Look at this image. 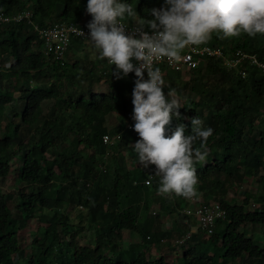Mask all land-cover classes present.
I'll return each mask as SVG.
<instances>
[{
    "label": "trees",
    "instance_id": "trees-1",
    "mask_svg": "<svg viewBox=\"0 0 264 264\" xmlns=\"http://www.w3.org/2000/svg\"><path fill=\"white\" fill-rule=\"evenodd\" d=\"M131 2L139 16L150 19L147 9L159 7L163 0ZM86 3L0 0V11L31 10L32 20L43 27L58 21L89 22ZM206 43L221 45L225 53L242 48L264 59V33L242 32L234 37L213 33ZM90 45L91 41L73 38L67 55L72 50L89 52ZM92 57L87 63L70 57L61 64L45 52L43 38L28 21L0 23V63H11L0 69V180L11 175L14 158L22 161L14 173L20 183L15 207L10 206L14 195L0 189V264H171L163 255L149 254L150 245L169 243L191 228L181 224L186 219L183 215L174 223L179 233L173 235L147 210L159 177L146 186L150 166L144 169L137 155L129 160V143L138 139L134 128L115 145L104 144V134L119 132L131 119L136 77L129 73L117 79L105 58L99 76L107 89L96 92L90 78L97 72ZM189 71V80L184 81L182 72H165V92H174L185 104L179 109L184 119L173 118L165 126L166 135L180 122L189 125L190 131L194 116L214 129L206 143V160L194 164L197 193L206 202L218 201L226 214L207 239L197 240L204 236L200 229L203 235L193 233L182 264H264V247L242 230L246 224L264 226V74L249 66L248 76L242 78L217 58H207ZM39 76L49 77L48 82L39 83ZM46 100H53L47 111ZM6 115L10 119L4 126ZM113 115L119 122L112 127ZM194 147H200L199 141ZM248 178L258 184V191H244L242 200L230 196ZM252 198L260 204L254 210L248 206ZM182 199L175 196L169 206L182 209L187 204ZM68 205L85 207L80 222L73 224ZM162 208L167 209L164 203ZM147 211L150 216L144 217ZM36 216L43 225L23 247L20 231ZM85 230H91V238L81 244ZM130 230L139 233L141 242L123 245L124 232Z\"/></svg>",
    "mask_w": 264,
    "mask_h": 264
},
{
    "label": "clouds",
    "instance_id": "clouds-1",
    "mask_svg": "<svg viewBox=\"0 0 264 264\" xmlns=\"http://www.w3.org/2000/svg\"><path fill=\"white\" fill-rule=\"evenodd\" d=\"M85 10L91 15L89 33L85 36L79 29L77 34L91 41L95 54L107 59L117 79L135 74L132 119L139 139L132 149L137 162L144 169L155 166L149 176L159 177V194L194 197L198 180L194 164L206 160V143L214 129L194 116L190 131L180 122L166 135L165 126L173 118L184 119L179 109L185 104L174 92H165L168 85L156 65L164 59L181 61L187 46L206 43L213 33L222 37L264 33V0H163L159 7L147 9L150 19L139 16L131 0H87ZM197 141L199 148L194 147ZM175 239L169 242L174 249Z\"/></svg>",
    "mask_w": 264,
    "mask_h": 264
},
{
    "label": "built area",
    "instance_id": "built-area-1",
    "mask_svg": "<svg viewBox=\"0 0 264 264\" xmlns=\"http://www.w3.org/2000/svg\"><path fill=\"white\" fill-rule=\"evenodd\" d=\"M32 15L33 13L31 10H24L16 14H8L4 11H0V23L28 21V23L33 26L34 30L43 38L45 52L47 54H52V56L61 64H64L66 61V54L73 38L90 41L85 37L89 33V29L87 28L88 21L85 19L70 23L67 21H58L42 27L32 20ZM79 29L83 31L85 36L77 34ZM145 30L147 29L145 28ZM65 40L67 42H65ZM181 54L183 59L179 62H170L168 59L158 62L156 66L160 67L163 76L167 69L179 72L195 69L207 58H217L222 60L223 64L228 69L237 71L242 78L248 76L249 66L256 67L262 74H264V59H261L255 53L247 52L243 49H237L232 53H225L221 45L203 43L199 45H189ZM8 63L10 62L0 63V69ZM163 67H165V69ZM145 77L147 78L146 72ZM133 124L134 120L131 116V119L125 123V126L119 132L114 134L106 133L103 135L104 144L109 147L115 145L121 140L124 133L133 130ZM108 154L109 152L107 151L105 158H107ZM101 168H104V165H102ZM154 171L155 166L150 165V173L154 174ZM156 178L158 177L155 175L149 176L148 174L144 180V184L146 186H152L153 180ZM89 184L90 183H88V185ZM164 195H167L172 199H175V196H179L187 201L186 206L181 210L182 214L186 216V222H189V219L193 218L197 222V227L208 236L214 232L217 220L225 218L226 211L218 201L211 200L206 202L197 192L192 198H185L184 196L176 195L175 193ZM259 206L260 204L255 201H252L249 204L251 210L257 209ZM80 207L82 206L80 205ZM193 233V229L188 230L183 236L176 238L173 241V244L177 246L184 245L192 238Z\"/></svg>",
    "mask_w": 264,
    "mask_h": 264
},
{
    "label": "rangeland",
    "instance_id": "rangeland-1",
    "mask_svg": "<svg viewBox=\"0 0 264 264\" xmlns=\"http://www.w3.org/2000/svg\"><path fill=\"white\" fill-rule=\"evenodd\" d=\"M87 16V12H85V17ZM89 52L88 50L86 49V51H84L83 53L79 52L78 53H74V51L72 50L71 52L68 53L66 59L67 60H70V57L72 58L71 61H74L75 59H79L81 60L82 58H84V62L90 60L88 59V57H92L96 60V69H97V72H94L90 75V78L93 82V88H94V91L96 92H105L106 91V82L99 76V71L101 70V62H103V60H101L100 58H98V56L95 54V52L93 51L92 49V45L89 46ZM96 56V57H95ZM99 62V63H98ZM87 63V62H86ZM181 79L182 81L184 80H189V77H190V71H183L181 73ZM164 79L165 81L167 82L168 81V77L167 76H164ZM49 80V77H44V76H39L38 78V81L39 83L43 84V83H46L48 82ZM178 84L180 83L179 81L177 82ZM19 93H16L15 96H18ZM180 97V96H179ZM19 102H23V101H19ZM53 100H46L44 101L43 103V107L45 109V111H47V109L49 108V106L52 104ZM182 102H183V99H182ZM112 116V115H111ZM115 115H113V120L111 121L110 120V126H114L117 124V122H119V117H114ZM10 119V116L9 115H6L5 116V119L3 120V125L5 126L7 123H8V120ZM113 122V123H112ZM132 132V131H130ZM139 139V136L137 137ZM132 145L133 143H129V146H128V150L126 152V154H128L129 156V160L131 161L132 159V156H136L137 154L133 151L132 149ZM89 155L90 157L93 158V156L95 155L94 152H93V149H89ZM22 161L21 159H19V157H16L13 159L12 161V168H13V171L11 173V175L7 178H5L4 180H0V189L2 191H4L5 193H11L14 195L15 199H13L11 202H10V206L13 208L15 207V205L17 204L18 202V198H17V189L19 188V182L17 180V178L15 177V169L21 165ZM134 164V163H133ZM132 164V165H133ZM134 166H136L134 164ZM249 180H247V182H245L240 188H237L236 190L235 189H232L231 191V194L230 196H233V195H236L237 199L238 200H242L244 198V195H243V192L244 191H248L250 193H253L255 194L258 189H257V186L258 184L257 183H254L252 181V178H248ZM198 184V182H197ZM197 184H196V192H198L197 190ZM201 196V195H200ZM148 201H149V208L147 210H149V213L150 215L152 214H155L153 215L154 217H157L158 219V222L161 224L162 228H168L166 230H171L173 231V235H177L179 232H177V230L175 229V222H177L180 218V215L183 217L182 215V212H179L177 211V209L175 207H171L169 205L172 204V199L169 198V196L167 195H162V194H159L158 192H155L154 194H151L150 198H148ZM170 201V204H168V202ZM254 201V199L252 198L250 200V202ZM162 203H164L167 207V209H163L162 208ZM174 206V204H173ZM176 206V205H175ZM169 207H171L172 209H170ZM176 210H175V209ZM68 212L70 213V217H71V220L74 223H78L80 222V215L85 213L86 209L85 207H80V205H68V208H67ZM156 212V213H154ZM148 213V211L146 212V214L144 215V217L147 216H150ZM159 216H158V215ZM176 220V221H175ZM182 221V225L183 227L186 225V227L188 226H191V228L195 229L196 231H194V233L197 231L199 232V229L197 228V222L192 218V219H189V222H185L183 220ZM43 225V223H41L39 221V218L38 216L30 219L26 225L24 226L23 229H21L20 231V240H21V245L24 247V246H27L30 241L32 240V237L34 236V234L37 232V230L39 228H41V226ZM72 229V228H71ZM242 230L247 234L248 237H251L253 238V240L261 245L262 247H264V226L262 225H253V224H246L245 226L242 227ZM175 232V233H174ZM201 233V232H199ZM201 235H203L201 233ZM124 240H123V245H128L130 244V242H141V236L139 235V233L135 232V231H125L124 232ZM80 237L82 238L81 239V244H87V242H89L88 240L91 238V230H85L82 235H80ZM208 236H198L197 237V240H199L200 238L201 239H207ZM175 238V237H174ZM68 239V236L66 237V240ZM166 240V239H165ZM192 241H189L187 242L186 244L184 245H179L176 249H170L168 251V255H165L164 258L167 262L171 263V264H182V255H183V252H184V249L186 247H188L189 244H191ZM172 243V242H171ZM165 244V243H164ZM168 244V243H166ZM204 244L206 245V242H204ZM129 246V245H128ZM156 245H154V248H155ZM160 245L156 246L159 248ZM161 248V247H160ZM204 248V247H203ZM158 252V250L154 249L153 251H151V253L149 252V254L152 255V252ZM160 253V251H159ZM156 254V253H155ZM160 256V254H159ZM28 258V254L26 255L25 257V260ZM218 259V257H217ZM237 262V261H236ZM242 262V261H241ZM228 264H234L232 261Z\"/></svg>",
    "mask_w": 264,
    "mask_h": 264
},
{
    "label": "crops",
    "instance_id": "crops-1",
    "mask_svg": "<svg viewBox=\"0 0 264 264\" xmlns=\"http://www.w3.org/2000/svg\"><path fill=\"white\" fill-rule=\"evenodd\" d=\"M182 199V198H181ZM203 199V198H202ZM183 200V199H182ZM184 201V200H183ZM172 207H175L176 209H177V211H179V212H181V210L178 208V207H176V206H172ZM170 209H172L171 207H170ZM180 218L182 219L183 217L180 215ZM164 229H168L167 227L166 228H164ZM193 230L194 231H196L194 228H193ZM154 245L155 244H152V245H150V249H149V252L151 253V251H153L154 249L156 250H158V252H156V251H154V252H152V256H158L159 254L160 255H163V256H165V255H168V251L170 250V249H173L174 248V246L172 245V244H170V243H168V244H158V245H160L159 246V248L158 247H156L155 246V248H154ZM157 245V246H158ZM161 247V248H160ZM159 251H160V253H159ZM156 253V254H155Z\"/></svg>",
    "mask_w": 264,
    "mask_h": 264
}]
</instances>
